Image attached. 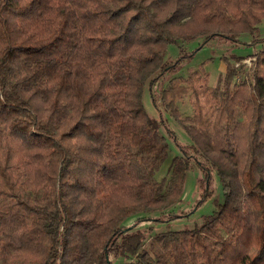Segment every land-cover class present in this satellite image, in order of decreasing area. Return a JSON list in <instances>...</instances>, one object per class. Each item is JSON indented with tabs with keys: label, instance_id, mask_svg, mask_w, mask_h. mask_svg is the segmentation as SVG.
<instances>
[{
	"label": "trees",
	"instance_id": "trees-1",
	"mask_svg": "<svg viewBox=\"0 0 264 264\" xmlns=\"http://www.w3.org/2000/svg\"><path fill=\"white\" fill-rule=\"evenodd\" d=\"M263 20L264 0H0V264H264V45L223 86L176 76L188 42L256 47ZM197 169L223 202L173 229Z\"/></svg>",
	"mask_w": 264,
	"mask_h": 264
},
{
	"label": "rangeland",
	"instance_id": "rangeland-1",
	"mask_svg": "<svg viewBox=\"0 0 264 264\" xmlns=\"http://www.w3.org/2000/svg\"><path fill=\"white\" fill-rule=\"evenodd\" d=\"M258 34L261 38L264 37V20L259 26ZM248 41L246 37L243 38ZM264 44L259 43L256 47L254 46H233L227 43H221L219 40H209L205 42L203 38H196L185 46L190 52H193V56L183 65V68L176 76H181L184 79H187L193 71L204 69L208 74V83L211 87L223 86V79L226 73V62L225 58L230 59L232 56H249V53L254 52L255 48L259 50ZM179 55V47L177 45H171L169 47L168 57L176 58ZM250 57H247V59ZM231 60V59H230ZM236 63V62H235ZM244 64V63H243ZM202 75H205L203 71H200ZM238 78H235V80ZM234 80V82H236ZM183 86H188L189 84L183 83ZM192 90L189 89L186 95L178 101L179 110L182 113L183 117H192L195 114V109L193 106V99L191 95ZM144 104L147 112L156 118H159V113L156 111L153 106L150 94L148 91H145L144 95ZM171 129L177 136L178 141L186 144L189 139L185 132L176 124L174 121L169 118ZM242 131V130H241ZM239 130L238 134H242ZM244 134V133H243ZM243 139H239L242 141ZM169 153L167 160L157 172L156 176L159 181L164 178H169L171 175V166L174 157L180 154V151L177 147L174 140H169ZM201 173L197 170H189L186 175V181L184 186V192L182 201L176 206V209L180 212L189 211L194 209L193 213L183 219H179L175 222H172L171 226L173 229H184L194 225L195 222H198L202 217L210 215L216 207L223 202V192L222 185L216 173L211 180L209 195L205 194L207 190V185L205 184L206 189L201 186L200 177ZM205 192V193H204ZM205 198V199H204ZM200 200H203L199 204ZM142 227L156 228L159 230L160 225H154L153 222L147 224H142ZM113 264H121L120 259H115Z\"/></svg>",
	"mask_w": 264,
	"mask_h": 264
},
{
	"label": "built area",
	"instance_id": "built-area-1",
	"mask_svg": "<svg viewBox=\"0 0 264 264\" xmlns=\"http://www.w3.org/2000/svg\"><path fill=\"white\" fill-rule=\"evenodd\" d=\"M255 61V58H252V57H250V58H246V59H244L242 62H237L236 63V66H240V64H242V65H245V66H247L248 68H251L252 67V65H253V62ZM244 63V64H243Z\"/></svg>",
	"mask_w": 264,
	"mask_h": 264
},
{
	"label": "crops",
	"instance_id": "crops-1",
	"mask_svg": "<svg viewBox=\"0 0 264 264\" xmlns=\"http://www.w3.org/2000/svg\"><path fill=\"white\" fill-rule=\"evenodd\" d=\"M186 184V183H185Z\"/></svg>",
	"mask_w": 264,
	"mask_h": 264
}]
</instances>
